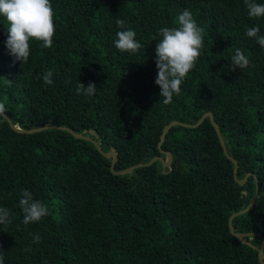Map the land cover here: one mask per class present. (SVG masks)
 Returning a JSON list of instances; mask_svg holds the SVG:
<instances>
[{
    "label": "trees",
    "instance_id": "obj_1",
    "mask_svg": "<svg viewBox=\"0 0 264 264\" xmlns=\"http://www.w3.org/2000/svg\"><path fill=\"white\" fill-rule=\"evenodd\" d=\"M55 9L53 46L31 45L27 64L14 62L6 47L7 21L0 16V101L21 128L47 122L89 134L102 149L117 152L115 169L165 154L158 148L168 121H196L211 111L224 138L206 117L197 126L172 125L159 159L129 173L110 170L87 139L62 128L21 132L0 117V206L11 223L0 225L5 264H261L264 240V49L246 36L250 19L244 0H51ZM264 3V0H256ZM204 29L203 55L182 84L181 95L164 104L155 83V48L162 27L175 26L183 10ZM117 18L137 33L138 53L114 46ZM240 48L251 60L232 71ZM53 71V84L43 75ZM12 80L9 85L7 81ZM79 80L97 85L94 95L77 94ZM21 120V122H19ZM27 189L49 215L25 226L19 207ZM10 194V195H9ZM39 234L40 242H33ZM264 253V245H263Z\"/></svg>",
    "mask_w": 264,
    "mask_h": 264
},
{
    "label": "clouds",
    "instance_id": "obj_2",
    "mask_svg": "<svg viewBox=\"0 0 264 264\" xmlns=\"http://www.w3.org/2000/svg\"><path fill=\"white\" fill-rule=\"evenodd\" d=\"M247 14L250 19H264V3L256 0H244ZM55 9L51 0H0V16L7 21L6 47L14 62L27 64L31 56V45L39 43L43 48L53 46L56 34ZM116 24L121 29L116 33L114 46L121 53L135 55L143 47L136 39L137 33L127 27L125 20L117 18ZM245 34L254 38L255 42L264 49V33L257 24L248 27ZM160 39L155 48L156 67L158 74L155 83L160 87V96L164 104H170L173 97L181 95V86L185 82L190 71L193 70L204 48V29L200 27L191 11L185 9L179 14L175 26L162 27L159 30ZM232 71L243 70L252 64L250 58L240 49H235L231 57ZM54 73L47 70L43 75L45 85L53 84ZM9 85L12 80L7 81ZM97 85L89 82L87 85L80 80L76 85L77 94L86 97L95 94ZM7 108L0 101V117L6 118ZM10 195V194H9ZM19 207L23 213L25 226L41 221L48 216V206L36 200L30 190L21 191ZM12 213L7 207L0 206V225L11 223ZM39 234L33 236V242H40ZM0 264H5L3 248L0 245Z\"/></svg>",
    "mask_w": 264,
    "mask_h": 264
},
{
    "label": "water",
    "instance_id": "obj_3",
    "mask_svg": "<svg viewBox=\"0 0 264 264\" xmlns=\"http://www.w3.org/2000/svg\"><path fill=\"white\" fill-rule=\"evenodd\" d=\"M206 117H208L210 122L212 123V125H213V127H214V129H215V131L217 133V136L219 138V142H220V144H221V146L223 148V151H224L225 155L234 164L233 176H234L236 182L243 183L250 172H247L244 175V177H242V178H238L236 176V170H237V165H238L237 160L228 152V150L226 148V145H225V141L227 139L223 137V135H222V133L220 131L219 125H218V123L216 122V120L214 118L213 113L211 111H209V110L203 112L198 117V119L196 121L183 122V121H180V120H177V119H173V120L168 121L166 124H164V126H163V128L161 130V133L159 135V140H158L157 145H158L159 150L165 154V157H162L161 155H154L146 162H138L136 164H132L130 166H127V167H124V168H121V169H115L114 168V164H115V162L117 160V152H116V150L114 148H111L109 151H104L102 149L99 136H98V134L96 133V131L93 128L88 129L89 134H86V133H83V132H77V131L73 130L72 128H70V127H68L66 125L54 124V123H50V122H47V123H45L44 125H41V126H34V127H30V128H21L19 125L14 124L12 122L11 117L7 113H6V118L5 119H7L9 125L12 128L16 129L17 131H21V132H32V131H38V130H41V129L51 128V127H53V128H62V129L67 130L69 133L73 134L75 137L90 140L96 146V148L98 149L99 152H101L106 157H110V167H109L110 170L113 173H116V174H123V173H129L132 170H135V168L137 166L151 164L156 159H159L161 161L162 168H164L165 166H170L171 160H172V155H171V153H170V151L168 149H163L162 146H161L162 145V141L164 140L165 135H166L167 131L169 130V128L172 125H174V124H181V125H185V126H197ZM19 122H21V120H19ZM256 195H257V190H255L254 195L252 196L251 200L248 202L246 207L241 208V209H239L237 211H234V212H232L229 215V217H228V227H229L230 232L232 234H234L235 236H237L242 242L252 246L253 248H255L257 250L258 260H259V262L261 264H264V253H263L264 240L261 241L260 246H257L254 243H252L249 239L246 238L247 235H252V234H254L256 232H253V231H247V232L236 231L234 229V227H233V224H232V218L235 215H237L239 213H242V212L246 211L248 208H250V207L255 205ZM262 236L264 237V235H262Z\"/></svg>",
    "mask_w": 264,
    "mask_h": 264
}]
</instances>
